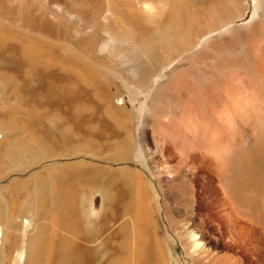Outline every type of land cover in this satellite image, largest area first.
<instances>
[{
    "label": "bare ground",
    "instance_id": "6f19581e",
    "mask_svg": "<svg viewBox=\"0 0 264 264\" xmlns=\"http://www.w3.org/2000/svg\"><path fill=\"white\" fill-rule=\"evenodd\" d=\"M10 73L89 87L107 111L84 116L110 147L105 166L58 164L32 210L0 218V264L3 249L24 264H169V239L188 264H264V0H0ZM120 84L148 93L146 116Z\"/></svg>",
    "mask_w": 264,
    "mask_h": 264
},
{
    "label": "rangeland",
    "instance_id": "374dc122",
    "mask_svg": "<svg viewBox=\"0 0 264 264\" xmlns=\"http://www.w3.org/2000/svg\"><path fill=\"white\" fill-rule=\"evenodd\" d=\"M244 3L247 4L246 2ZM233 24L239 25L240 22H235ZM173 65H175V63H173ZM169 70L170 67L167 68V71ZM167 71H162V74L158 76V80L155 81L154 79V83H158V81L168 73ZM10 74L11 75H2L3 77L0 75V218L4 214L9 216V213L13 212L14 208L17 210H22L23 208L29 211L32 210L33 207L40 202L43 184L51 181L53 175L57 172L56 166L58 164L73 165L77 169L82 166V164L80 165L82 161L86 163L98 162L99 165L105 166L104 154L108 153L110 147L106 128H103L96 120L92 122V117L84 116L86 108H91L90 106H93L94 103L104 107L100 101L89 97L90 92L91 95H96L89 87H86L84 92L83 90L75 92L70 91L67 95L69 90L66 89V92H64L65 89L57 85V83L53 84V86L52 84L40 86L38 81L32 76L28 75V77H24L22 74ZM16 82L18 85H16ZM80 82L81 85H84L81 80ZM116 82L119 83V80ZM43 83L45 84V81ZM12 84L16 86H12ZM19 86L22 91L18 89ZM51 86L52 94L50 95L48 93ZM58 86L59 90H61L60 92H58ZM132 87L133 85L125 86L124 84H120L119 95L127 99L129 104H135V106L141 110V118H143L147 112L150 99L149 95L147 92H141V95H145V97L142 100L136 98L137 95H133L132 91L129 90V88ZM69 94H72V96ZM69 96L70 98H68ZM79 97H81V99ZM59 98L63 100V103ZM114 101L118 104L116 99H114ZM104 109L107 111L105 107ZM88 113L90 112L88 111ZM83 119H85V123ZM93 129L96 130L94 131ZM120 130L121 129L117 130V139L120 138V133L121 135L123 133V130ZM40 135L42 136L40 137ZM134 137L135 144L140 145L139 139L137 138V129L134 131ZM88 139L94 141L91 142ZM113 140H115L114 137ZM93 143H96L97 146L98 154H95L97 161L95 158H90L84 154L85 149L91 147L90 145ZM100 144L102 145L100 146ZM37 154H41V156ZM57 154H62V156H56ZM116 164L113 165V167L119 166ZM13 182L17 184L12 192L13 194L10 195L9 187ZM96 208V205H92V208L87 207L86 210L88 213L93 212L94 214L96 213ZM90 213L87 218L93 220L94 218L90 217L92 216ZM14 218H17V216H14L13 219ZM23 220H25L22 222H24V227L27 228L26 230L28 231L30 229L31 231L32 227L27 225L29 220ZM1 225L2 224H0V250L3 242V230L6 228ZM13 226H15L14 222L11 228H13ZM20 229H22V225ZM168 243V247L172 250V256L168 259L169 264H188L187 258L179 243L173 239H169ZM3 253L5 256L3 257L2 264H24V253L21 257H19L20 254L18 250L7 252L3 249Z\"/></svg>",
    "mask_w": 264,
    "mask_h": 264
}]
</instances>
